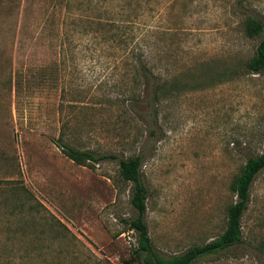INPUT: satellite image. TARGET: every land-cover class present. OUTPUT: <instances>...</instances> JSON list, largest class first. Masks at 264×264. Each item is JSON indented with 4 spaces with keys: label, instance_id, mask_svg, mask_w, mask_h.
I'll list each match as a JSON object with an SVG mask.
<instances>
[{
    "label": "rangeland",
    "instance_id": "1",
    "mask_svg": "<svg viewBox=\"0 0 264 264\" xmlns=\"http://www.w3.org/2000/svg\"><path fill=\"white\" fill-rule=\"evenodd\" d=\"M141 1L124 47L111 32L97 45L72 21L64 5L79 0H0V264H142L119 163L133 155L159 255L226 229L233 182L264 148V71L247 68L264 32L246 26L248 15L264 22V0ZM140 47L154 72L148 91L162 90L156 111ZM63 142L117 158L78 164ZM243 230L244 246L194 264H264V170Z\"/></svg>",
    "mask_w": 264,
    "mask_h": 264
},
{
    "label": "trees",
    "instance_id": "2",
    "mask_svg": "<svg viewBox=\"0 0 264 264\" xmlns=\"http://www.w3.org/2000/svg\"><path fill=\"white\" fill-rule=\"evenodd\" d=\"M141 4V0H127L123 5L115 7L114 0H79L75 7L72 6V2L64 6L68 8L67 13L73 22L82 21L83 26L84 24H86L85 26L89 25L88 28L83 29V32L92 34L94 39L99 40L97 45L104 40L103 34L108 36V33L111 32L109 38L112 42L116 41V45L127 47L132 38L131 35L135 34V25L143 14L140 8ZM246 26L250 36L261 35L264 32V22L256 16L248 15ZM145 37L148 36L145 35ZM141 42L145 43L146 41L142 39ZM141 42L139 45H144ZM133 52H135L140 79H143L148 85L147 94H150V91L155 93L151 99H146L147 106L156 111L157 105L154 106L152 102L153 100L156 102L161 100L160 93L162 90L157 85L155 92L152 88L148 91L154 78L149 54L145 53L141 47L136 48ZM247 68L254 73L264 71V38L258 44L256 54L247 62ZM140 99L141 96H138L135 100L140 101ZM60 139L63 141V138ZM61 147L69 158L83 165L90 162H100L108 158H117L115 154L97 156L92 150H81L66 142H63ZM119 163L122 178L133 183L131 203L137 210V216L129 221V229L138 233V245L135 253L142 257V264H194L203 256L219 253L239 245L244 246L248 243L244 237L243 217L249 208L252 186L258 174L264 170V148L259 155L249 157L241 173L233 182L232 187L237 194V201L229 209L224 232L218 238L204 245L193 246L184 253L170 257L159 255L155 251L149 236L148 225L145 220L148 189L142 179V157L133 155L128 158H121ZM248 245L256 250H263L261 249L262 245L255 246L251 242Z\"/></svg>",
    "mask_w": 264,
    "mask_h": 264
}]
</instances>
